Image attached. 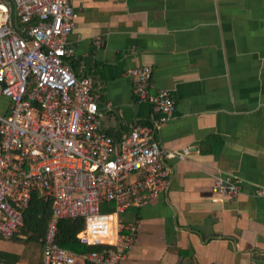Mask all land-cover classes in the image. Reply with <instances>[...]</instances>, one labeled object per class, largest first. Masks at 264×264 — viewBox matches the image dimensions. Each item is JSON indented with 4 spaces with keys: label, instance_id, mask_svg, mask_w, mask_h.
<instances>
[{
    "label": "crops",
    "instance_id": "crops-1",
    "mask_svg": "<svg viewBox=\"0 0 264 264\" xmlns=\"http://www.w3.org/2000/svg\"><path fill=\"white\" fill-rule=\"evenodd\" d=\"M72 6L67 62L100 93L104 132L120 139L150 123L152 104L134 93L129 68L148 65L151 90L175 101L156 139L184 157L166 160L170 183L155 201L123 212L137 233L119 264H264V0ZM10 106L1 96L0 114ZM217 176L238 179L240 193L213 191Z\"/></svg>",
    "mask_w": 264,
    "mask_h": 264
},
{
    "label": "built area",
    "instance_id": "built-area-1",
    "mask_svg": "<svg viewBox=\"0 0 264 264\" xmlns=\"http://www.w3.org/2000/svg\"><path fill=\"white\" fill-rule=\"evenodd\" d=\"M72 1L0 0V97L11 102L8 114H0V235L15 234L22 210L39 191L52 199L43 264H74L77 258L119 264L137 233V224L119 214L155 201L170 183L166 160L184 157L156 139L175 101L168 89L151 90L148 65L129 68L134 93L152 104L150 123L131 125L120 139L104 132L100 93L67 62ZM212 188L234 198L240 182L217 176ZM256 192L264 194V188ZM102 204L112 210L102 211ZM74 217L84 220L79 241L97 249L77 254L55 241L57 220Z\"/></svg>",
    "mask_w": 264,
    "mask_h": 264
},
{
    "label": "trees",
    "instance_id": "trees-1",
    "mask_svg": "<svg viewBox=\"0 0 264 264\" xmlns=\"http://www.w3.org/2000/svg\"><path fill=\"white\" fill-rule=\"evenodd\" d=\"M52 217V199L35 191L31 194L27 206L22 210V225L10 237L14 241H33L42 244L48 222ZM82 217L60 218L56 222L55 241L77 254L86 253L97 249L98 246H90L81 243L77 233L83 228ZM0 238L1 235H0ZM19 259L17 253L0 251V264H15ZM43 263V262H42ZM84 264H93L87 260Z\"/></svg>",
    "mask_w": 264,
    "mask_h": 264
},
{
    "label": "rangeland",
    "instance_id": "rangeland-1",
    "mask_svg": "<svg viewBox=\"0 0 264 264\" xmlns=\"http://www.w3.org/2000/svg\"><path fill=\"white\" fill-rule=\"evenodd\" d=\"M101 210L102 211H111L112 209H110V208L106 207L104 204H102ZM124 216H125L124 213L119 214L120 218H124ZM0 248H5L7 250L19 252L24 264H43L42 260H40V255H41L40 253L42 250V244L39 242H33V241H29V240L14 241V240H10V239H5L3 241H0ZM17 264H19V262ZM74 264H83V261L81 259L77 258L75 260Z\"/></svg>",
    "mask_w": 264,
    "mask_h": 264
}]
</instances>
